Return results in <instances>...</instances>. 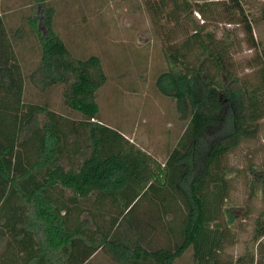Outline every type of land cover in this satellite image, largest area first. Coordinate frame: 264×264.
<instances>
[{
    "label": "trees",
    "instance_id": "obj_1",
    "mask_svg": "<svg viewBox=\"0 0 264 264\" xmlns=\"http://www.w3.org/2000/svg\"><path fill=\"white\" fill-rule=\"evenodd\" d=\"M46 1L36 0L40 19H30L41 48L31 78L41 89L63 84L64 105L83 119L23 101L22 71L0 15V264H90L100 249L116 264H173L189 247L193 264H264L253 257L224 258L223 247L235 237L229 223L219 220L230 188L224 159L254 134L257 120L264 117V65L260 82L251 89L237 84L225 59L228 43L213 41L211 33L206 39L198 31L192 40L202 51L194 62L188 60L189 40L165 54L170 66L155 85L187 122L163 166L164 186L174 189L182 216L177 240L156 244L151 237L145 242L150 229L144 232L132 223L124 231L118 225L139 195L130 198L133 186L146 185L160 165L153 161L151 168L152 159L142 149L96 120L95 92L106 80L100 59L70 55L54 29L55 8ZM260 16L264 18V3ZM245 26L250 36L249 21ZM205 60L213 62L214 73ZM253 238L260 240L264 255L261 219Z\"/></svg>",
    "mask_w": 264,
    "mask_h": 264
},
{
    "label": "rangeland",
    "instance_id": "obj_2",
    "mask_svg": "<svg viewBox=\"0 0 264 264\" xmlns=\"http://www.w3.org/2000/svg\"><path fill=\"white\" fill-rule=\"evenodd\" d=\"M1 1L3 23L11 35L22 71L23 101L45 105L70 119H83L64 105L63 84L41 89L31 78L40 61L41 48L30 19H40L41 6L36 0H15L11 5ZM46 2L55 8L54 29L70 55L81 59L95 55L100 59L106 80L95 92L99 105L96 120L142 149L152 159L151 168H154V162L160 165L158 174H150V187L144 181L133 186L130 198L134 193L139 195L118 228L129 231L132 223H136L144 232L150 229L145 242L154 240L156 244H166L168 238V243H172L178 238L176 227H179L178 219L182 215L177 209L179 199H176L174 189L164 186L167 170L163 166L168 154L177 146L187 122L178 117L172 99L159 93L155 80L170 66L165 54L180 47L184 41H190L187 48L190 62L200 54L202 49L192 40L193 33L198 31L205 38L211 33L213 41L228 43L225 59L229 70L237 84H246L247 89H251L260 82L259 71L264 65V18L260 16L264 0ZM235 6L237 9L233 10ZM198 7H204L207 12L201 14ZM247 21L251 27L250 36L245 26ZM18 29H22L21 35L16 33ZM15 33L16 37H12ZM204 63L210 73L215 72L213 62L205 60ZM256 124L254 134L242 139L224 159L229 170L230 188L219 220L222 225L228 222L234 233V241L225 245L222 251L224 258L232 261L239 256L253 257L255 261L264 259L259 253L260 240L253 238L257 219L264 222V117ZM84 205L91 207L89 203ZM82 218L88 220L92 229L95 227L86 212L82 213ZM104 218L107 219L106 213ZM97 222L102 223L99 218ZM169 226L173 230L169 231ZM191 252L189 247L173 264H193ZM89 262L116 264L102 249Z\"/></svg>",
    "mask_w": 264,
    "mask_h": 264
},
{
    "label": "crops",
    "instance_id": "obj_3",
    "mask_svg": "<svg viewBox=\"0 0 264 264\" xmlns=\"http://www.w3.org/2000/svg\"><path fill=\"white\" fill-rule=\"evenodd\" d=\"M5 1L8 3V5H11L12 3H14L15 0H5ZM1 2H3V0ZM1 14H3V13L0 11V15Z\"/></svg>",
    "mask_w": 264,
    "mask_h": 264
}]
</instances>
